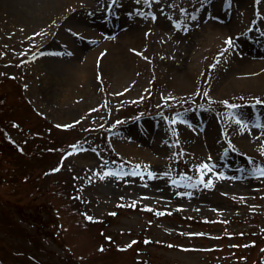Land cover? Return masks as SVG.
Masks as SVG:
<instances>
[{"label":"rangeland","instance_id":"rangeland-1","mask_svg":"<svg viewBox=\"0 0 264 264\" xmlns=\"http://www.w3.org/2000/svg\"><path fill=\"white\" fill-rule=\"evenodd\" d=\"M89 1L0 8V264H264V0Z\"/></svg>","mask_w":264,"mask_h":264},{"label":"bare ground","instance_id":"bare-ground-1","mask_svg":"<svg viewBox=\"0 0 264 264\" xmlns=\"http://www.w3.org/2000/svg\"><path fill=\"white\" fill-rule=\"evenodd\" d=\"M23 1L24 0H0V8L5 15L11 14V15H14L17 17V16L21 15V13H22L21 10H19L18 8H19V5L21 3H23ZM56 1H57L56 2L57 5H58V3L60 4V7H62L63 4L69 2V5H68V3H67V5L65 4V6H70L66 9H69V8L73 9L74 7L79 8V7H83V6L88 5L89 0H56ZM95 1H99V0H95ZM90 2L91 1H89V3ZM92 5H93V3H92ZM95 8H96V6H95ZM67 12L66 11L63 12L64 16H67V14H68ZM17 18H21V16H19ZM84 18L85 17L80 18V19H84ZM132 32H137V31L133 28L129 32L123 33L122 35L123 36L127 35L129 38V36H131V34L133 36ZM75 49H76V51H78L77 47H75ZM100 53L108 54L109 56L112 55V58L116 62L122 61V59H119V58L120 57L122 58L123 47L121 46L120 41H118L117 43H115L114 45L111 46V51L109 53V51L107 52L103 46H100L97 44V45H95L94 49H92L90 51L89 55H91V57H93V55L100 54ZM46 60H49L50 62L53 61L51 59H46ZM68 65H70V64H67L65 66V68L68 67ZM236 65L237 64H235L232 71L229 72V76H231V77H229L228 79H231V80L235 79L234 77H236V76H234L233 73H235V71H237V70H239V71L236 72V73H238V75L235 79L236 82H240V83H244V84H246L247 82H250L253 84H257L258 82H260L264 78V67H263L264 65L261 64L260 62H252L250 59H245L243 62H240V64L237 65V67H238L237 69H236ZM258 67H260V68H258ZM239 73H241V74L239 75ZM192 84H193V80L190 77V78L185 79V81L182 83V86H184V85L191 86ZM144 157H145L144 153H140L137 156L135 155V158H137L139 160L143 159ZM145 159L146 158H144L143 160H145Z\"/></svg>","mask_w":264,"mask_h":264},{"label":"snow or ice","instance_id":"snow-or-ice-1","mask_svg":"<svg viewBox=\"0 0 264 264\" xmlns=\"http://www.w3.org/2000/svg\"><path fill=\"white\" fill-rule=\"evenodd\" d=\"M135 2H136L137 4H140V3L142 2L144 5H146V6H148L149 8H151L153 3H155V4H160V3H161V0H135ZM116 3H117V0H112V4H113V5H115ZM170 6H171V5H170ZM161 12H163V9H161ZM137 14H140V15H148V14L140 13V12H138ZM151 15H152V19L155 20V19H156V16H155L154 14H151ZM194 18H195V17H193V19H194ZM226 43L228 44V46H229L230 48L233 46V41H232L231 38H229V39L226 41ZM225 51H227V49H225ZM70 54H71V53H69V55H70ZM213 67H214V65H213ZM204 95H207V93L205 92ZM225 103H227V102H225ZM256 104H257V105L264 104V101H261V100L257 99V100H256ZM229 107H236V106H235V105H229ZM235 122H236L237 125L247 126V125H246V122L242 121V119H240V118H237ZM172 123L174 124V123H176V121L173 120ZM252 126H253V127H256V128H264V124H259V123L254 124V125H252ZM230 146H231V145H230ZM73 147H75V146H73ZM81 150H83V149H81ZM136 168L139 169L140 166L137 165ZM198 170L201 171V172H203L204 170H206L207 172H211V171H212V168L209 167L208 164L203 163V164H200V165L198 166ZM54 171H59V169H58V168H57V169H54ZM257 171H258L260 177H264V168L258 169ZM131 174H132V175H137V172L134 171V172H132ZM116 175H117L116 172H113V171H106V172H104L102 175H100V179L103 180L105 177H113V176H116ZM147 175H148V178H149V179L157 178V177L155 176V174H153L152 172H148ZM173 183H176V181H173ZM198 183H203L205 188H209V189H210V188L213 187V182L211 181V179H209L207 182H204L203 179H201L200 181H198ZM186 195L191 196V193H186ZM121 206H123V205H121ZM132 206H135V202L133 203ZM145 210H147V211H152V209H145ZM156 214H157V215H164V213H156ZM110 215H115V213H111ZM87 219H88V220H92L93 218H92V217H87ZM196 235H204V234L200 233V234H196ZM135 243H136L135 241L132 242V244H135ZM146 243H148V241H146ZM129 247H131V244L129 245ZM101 251H103V249H101Z\"/></svg>","mask_w":264,"mask_h":264}]
</instances>
